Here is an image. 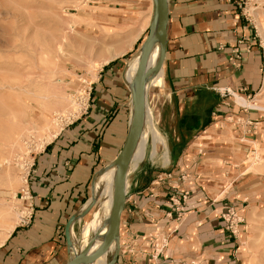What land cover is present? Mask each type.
Returning <instances> with one entry per match:
<instances>
[{
	"label": "crops",
	"instance_id": "0c3cea01",
	"mask_svg": "<svg viewBox=\"0 0 264 264\" xmlns=\"http://www.w3.org/2000/svg\"><path fill=\"white\" fill-rule=\"evenodd\" d=\"M167 5L157 115L163 165H138L132 175L113 264H245L253 256L246 261V226L232 236L221 216L231 207L244 222L264 200V173L244 166L254 145L264 149V53L235 0ZM140 37L128 51L139 49ZM238 40L242 60L234 67L228 56ZM122 55L98 71L87 110L36 156L26 185L31 216L0 244V264H66L65 222L99 186L100 170L114 163L127 133L130 91ZM236 95L259 106L239 104ZM108 262L104 256L102 264Z\"/></svg>",
	"mask_w": 264,
	"mask_h": 264
},
{
	"label": "rangeland",
	"instance_id": "374dc122",
	"mask_svg": "<svg viewBox=\"0 0 264 264\" xmlns=\"http://www.w3.org/2000/svg\"><path fill=\"white\" fill-rule=\"evenodd\" d=\"M235 1L264 53V0ZM150 3L151 0H0V240L11 225L14 227L27 216L31 198L26 197L31 195L26 185L36 156L48 142L46 138L50 139L49 135L67 122L55 118L78 116L75 96L85 86H91L105 66L99 59L127 45L129 33L139 31L138 22L149 16ZM147 25L136 36L141 35L138 41L147 34ZM137 47L131 51L128 48L117 58L120 67H125ZM159 95L162 89L151 86L145 96L141 134L147 141L146 155L138 162L145 170H161L163 165L159 147L153 156L150 154V126L159 130ZM254 146L244 166L247 171L263 174L264 149ZM250 165L255 168L248 170ZM136 169L128 176V192ZM27 190L29 195L25 194ZM257 203L242 223L246 226V246L253 248L252 261L245 264H264V200L258 199ZM96 204L97 201L76 226L77 240ZM245 254L248 257L249 253ZM111 255L112 249L105 256L107 262Z\"/></svg>",
	"mask_w": 264,
	"mask_h": 264
},
{
	"label": "water",
	"instance_id": "95a60500",
	"mask_svg": "<svg viewBox=\"0 0 264 264\" xmlns=\"http://www.w3.org/2000/svg\"><path fill=\"white\" fill-rule=\"evenodd\" d=\"M167 20V0H152L151 18L147 34L145 35L139 47L140 53L134 75V83L131 87L127 86L130 91L131 108L127 133L120 150L116 154L115 158L111 161L115 163L116 170L114 175L109 222L106 234L104 235L101 244L94 250H91V248L96 238L101 233L99 228L92 233V236L83 250L80 249L77 242L74 240V224L81 220L95 205L96 196L92 194L91 197L83 204V206L76 212L72 213L65 222L63 236L67 250L66 264H92L98 257L102 255L106 256L110 249H112V255L107 264H113L117 258L119 252L118 229L121 213L126 202L127 170L143 127L146 83L152 75L158 73L164 60ZM155 43H158L159 47L158 57L156 62L151 67H148V55ZM95 174L92 178V183Z\"/></svg>",
	"mask_w": 264,
	"mask_h": 264
},
{
	"label": "bare ground",
	"instance_id": "6f19581e",
	"mask_svg": "<svg viewBox=\"0 0 264 264\" xmlns=\"http://www.w3.org/2000/svg\"><path fill=\"white\" fill-rule=\"evenodd\" d=\"M151 4H152V0H151ZM151 13L152 12H150L148 17H146L142 21L138 22L139 31L142 30V28L145 26L146 23L149 24ZM139 31L137 33H129L128 39H127L128 40L127 45L119 46L117 49H115L113 52H111L108 56L101 57L99 59L100 62L102 64H106L111 59H113L114 57L116 58L118 55L123 54L128 48H130L131 43L134 41V39L138 35V33H140ZM158 51H159L158 43H155L153 45L152 49L150 50L149 55H148V59H147V66L148 67H151L156 62V59L158 57ZM139 53H140V50L138 49L127 59L126 64H125V69L123 72V80L128 87L133 86V83H134V75H135V71H136V67H137ZM93 68H95L94 65H93ZM161 84H162V69H160L158 71V73H156L155 75H152L149 78L148 82L146 83V87H145V96L148 92V89L151 86L159 88L161 86ZM263 88H264V85H263ZM236 100L239 102V104H243V105L248 106V107L254 106L253 108H255V107L259 106L258 103L253 104L252 102H248L244 98H242L238 95H236ZM149 130H150L149 133H150V137H151L150 154L153 156L155 151L157 150V148L164 145V139L155 127L150 126ZM57 132L58 131L54 132L53 134H50L49 135L50 139ZM50 139L46 138V141H49ZM146 143H147V141H146V138L144 137V134H140V137H139L137 144H136V147L133 151V154H132V157H131V160L129 163V167L127 170L126 187L128 186V180H129L128 176H129L130 172H133L137 168L138 162H140L146 155ZM107 166L108 165L104 166L100 170V172H102L104 170L105 171H104V174L101 178L99 186L96 187V189L93 193V195L96 196V201H97L95 212H94L92 218L83 225V227L80 231V240H79L78 246L80 247L81 250H83L85 248V246L87 245V243L90 239L89 238L90 234L95 232L99 228V230H101V233L96 238L91 250L98 248V246L101 244L103 237L106 234V231L108 228L109 213H110V206H111V197H112V188H113V183H114V175H115L116 165H115V163H113L109 167H107ZM253 168H255V167L250 165V166H248L247 169L249 170V169H253ZM23 182H24L23 185L26 184L25 181H23ZM96 201H95V203H96ZM12 229H13V226L11 225L8 228V231L2 236V239L0 240V244L3 243V241L5 240V238L7 237V235L10 233V231ZM74 240H75V237H74ZM247 248H248V253L251 254L253 248L251 246H249V244H248ZM103 259H104V255L98 257L92 264H102ZM246 261L247 262L250 261L249 257H247Z\"/></svg>",
	"mask_w": 264,
	"mask_h": 264
},
{
	"label": "built area",
	"instance_id": "2783aa9c",
	"mask_svg": "<svg viewBox=\"0 0 264 264\" xmlns=\"http://www.w3.org/2000/svg\"><path fill=\"white\" fill-rule=\"evenodd\" d=\"M240 44H242V40H238L237 46L233 47L229 52L228 61L234 67H239L241 65L242 51L239 48ZM247 51H249V48H246V52ZM83 89L84 90L79 92L74 98V101L76 102V105L78 106V109H77V111H79L78 116L82 112L87 110L88 104H89V99H90L91 86L90 85L85 86ZM72 116L73 115L70 114L67 117L58 116L55 118V120H57L58 122L67 121L60 129L71 124L75 120V118L77 117L76 116V117L72 118ZM32 165L33 164H31L30 167ZM27 174H29V172H27ZM27 194L29 195L28 190H27ZM27 198H31V196L26 197V199ZM183 199H184V196H182V200ZM28 207H29V209H28L29 211L27 213V216L23 217L21 222L28 220L31 216V209H32L31 204ZM221 218L224 222V229L229 234H231L232 236H235V237L238 236V233L240 231V227L243 223L242 215L240 213H238L236 210H234L233 208L228 207L226 209V211L222 214Z\"/></svg>",
	"mask_w": 264,
	"mask_h": 264
}]
</instances>
